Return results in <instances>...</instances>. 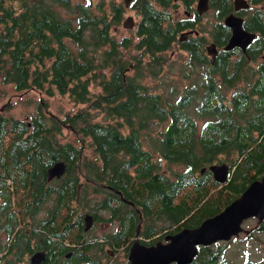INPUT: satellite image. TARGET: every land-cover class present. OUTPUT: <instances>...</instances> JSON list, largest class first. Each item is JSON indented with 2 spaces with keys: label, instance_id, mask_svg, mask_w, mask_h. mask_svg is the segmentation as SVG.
Listing matches in <instances>:
<instances>
[{
  "label": "trees",
  "instance_id": "1",
  "mask_svg": "<svg viewBox=\"0 0 264 264\" xmlns=\"http://www.w3.org/2000/svg\"><path fill=\"white\" fill-rule=\"evenodd\" d=\"M14 1L19 6H14ZM154 1H133L140 14L133 31L134 35L142 36L137 45L150 57L146 66L157 74V69L165 62L162 51L170 46L168 35L175 37L185 23H174V19L159 10ZM160 1L172 5V0ZM183 1L190 3L192 0ZM218 3L225 8L231 5L230 0H218ZM58 5L70 11L68 16ZM123 9V4L116 0L111 9L104 0H0V74L6 81L13 82L18 90L37 88L48 95L69 94L75 102L84 104L63 120H72L76 132L83 139L89 138L98 154L99 160L81 163L87 176L96 181L108 179L109 184L121 190L119 196L107 192L106 197L95 201L97 207L112 211L109 219L125 218L123 228L110 240L117 246L126 244L136 235V226L142 218L148 221L150 217H163L164 211L172 224L185 219L183 225L195 226L222 210L252 180L264 173V93L259 89L260 83L253 82L256 69L250 66L245 53L240 49L221 50L217 65L227 83L234 81L238 85L234 104L227 102L222 96V88L209 79L206 84L212 87L206 92L205 107L198 104V109L200 113L209 111L208 115L213 117L206 118L198 126L189 110L194 101L193 93L185 96L183 91H178L176 98H168L164 92L149 90L139 78L145 68L141 58L134 59L137 74H128L125 82V70L130 63L123 57V47H128L134 37L127 36L122 41L112 34L113 27L120 23ZM254 13L256 18H263L264 7ZM247 24L252 29H261V36L264 35V20L251 19ZM259 43L258 37L253 44ZM231 53H235V57H230ZM110 65V73L108 76L103 74L101 79V93L91 92L88 78H96L92 73ZM261 87L264 89L262 82ZM255 94L258 96L254 97ZM43 108L40 103L38 112L27 121L0 115V189L3 196V201L0 200V250H9L6 255L10 264H22L27 254L37 248L46 249L44 264H56L55 252L69 246L65 240L69 237L67 241L77 242L72 240L73 232L69 233L68 229L76 232L75 238L81 234L78 227L81 209L78 206L94 188L86 183L78 194L79 178L75 174L80 165L78 158L82 145L59 142L55 133L60 131V122L56 118L49 122ZM92 108L103 113V119L92 118ZM166 122L168 124L157 141L160 152L165 159L185 165L173 177L160 171L142 139L144 129ZM8 125L17 130L11 133L10 140L5 134L10 130ZM58 159L67 161L69 171L52 186L45 187L42 183L46 182V169ZM221 159L231 163L229 179L222 186L230 190L226 198L213 196V187L219 185L222 192L223 188L211 170L205 174L200 170ZM9 179L14 188L7 184ZM53 191L61 203L59 206L63 203L73 210L63 219L67 226L57 230L51 221L53 218L43 222L44 226L49 224L47 229L39 226L40 221L28 219ZM183 192L185 195L179 202H174ZM193 194L195 198L191 202ZM78 195L79 200H76ZM120 195L133 200L140 212L130 205L131 210L124 209L120 213L119 209L128 206ZM178 229L180 227L173 228L169 233ZM153 230L150 226L147 234L151 235ZM222 248V245L217 249L200 245L190 264L219 263ZM74 257L76 255L70 258L71 262H75Z\"/></svg>",
  "mask_w": 264,
  "mask_h": 264
},
{
  "label": "flooded vegetation",
  "instance_id": "2",
  "mask_svg": "<svg viewBox=\"0 0 264 264\" xmlns=\"http://www.w3.org/2000/svg\"><path fill=\"white\" fill-rule=\"evenodd\" d=\"M122 1H123V3L122 2L121 3L123 4L124 9H123V15H122L121 19H122L123 26L126 27L124 25V21L127 17L124 15L125 8L131 7V9H133L134 12L135 11L138 12L137 11L138 8H136V6L134 5V2H133L134 0H132L128 6L125 5L124 0H122ZM180 1H181L180 5H182L183 9H184V14L179 16V17L175 16L173 14V12L171 11V7L177 3L176 0H172V2L170 3V4H172L171 6L169 4L166 5L165 3H162L160 0H156V1H154V3H156V6L159 10L165 11L166 15L168 13L167 16L172 17L175 21L174 23H177V25H181L180 21H184V23H185V26L177 32L175 37H171L170 35H168L167 40L169 41L170 46L167 49L162 51V52H165L169 48H171L173 45H175V47H178V49H181L182 51L185 52V59H184V67L183 68H185L186 71L181 72V74L183 73L182 78L184 79V84L182 87L183 94L185 96H190V93H193L192 99L194 101L197 100L199 106H204L205 103H203V101L205 99L206 92L208 89H211V87H212V85H209L206 83L209 81V79H211L212 83H218V86H220L222 88L221 89L222 96H224L226 98V94L228 95V93H229V95H230V93H231V95L229 97L230 101H227V102H230V104H232V103L234 104L235 91H236L238 85H236V83L234 81H230V83H227V81L224 78L223 71L217 65V59L220 56V52H221V50L224 49V46L228 42L229 37H230L231 32H232L231 27L225 23V18L228 14L234 13L235 15L242 17L244 27L246 29H248L251 27L247 26V25H249V24H247V22H250L251 19H253V21L258 20V22L260 19L264 20V18H258V17L256 18L255 13H254L258 8H262V7H255L253 12H251V18L249 20L248 16L245 15L248 12L247 9H249L248 8L249 6H247V7L240 6L239 8L238 7L236 8L234 0H232V1L230 0V2H231L230 8L228 6L226 8L223 7V5H220L218 3V0H209L208 7H206V8L202 7V9H204V10H200L199 5H198L199 0H192L190 3L183 1V0H180ZM175 7H177V6H175ZM176 11L178 12V8L176 9ZM223 11H227V12L225 14L221 15V12H223ZM136 24H137V22L135 20V25ZM135 25L131 28H129V27H126V28L127 29H133L135 27ZM256 31L258 32L257 36L247 46L246 51H243V49L241 47H235L232 50L240 49L242 52L245 53V55L248 59V63H250V66L252 68L256 69L255 72L253 73L254 74L253 82L254 83L259 82L260 83L259 89L261 92L264 93V89H262V87H261V82L264 84V40L262 43L260 42L259 44H253L254 41L259 37L258 34L260 36L262 34L261 29H256ZM228 33H229V35L226 37V35ZM127 36H131V35H124L121 38V40L122 41L125 40ZM136 37H138V39H139L142 36L140 35V36H136ZM262 37L264 38V35ZM224 38H225L224 43L220 44L221 40H224ZM260 41H261V39H260ZM211 45H216V47H217V54H216L215 58H213L212 53H209L208 47ZM175 47H173L172 52H171L173 55L175 54V52L177 50ZM252 52H254V53H252ZM230 57H235V53L234 54L231 53ZM259 60H261V61L259 62ZM143 62L144 61L142 60V63ZM135 64H136V61L133 60L130 62V65L128 67H126L125 75H124L125 82H126V77L129 74L128 71H130L131 69H134ZM244 64H245V67L247 68V61ZM136 70H138V69L136 68ZM142 71L144 74L145 69L142 68ZM148 72L152 73L151 69L148 70ZM133 75H136V74H133ZM140 76H139V78H140ZM140 79L143 82V79L142 78H140ZM143 84H144V82H143ZM250 87H252V86L250 85ZM247 89H249V88H247ZM26 90H28V89H26ZM38 90H40L41 93L43 92V89H38ZM151 91H154V90H151ZM257 96H258L257 94L254 95V97H257ZM40 102L44 106V111H45V107L47 105H46V101L44 100L43 96L40 97ZM5 108L6 107H4L3 109L0 108V115H2V116L4 115L2 113V111H4ZM44 113L46 114V112H44ZM209 113H210L209 111L201 112V114H203V115H208ZM69 114L73 115L74 112H72V113L69 112ZM4 116H7V115L5 114ZM7 117H11V115H9ZM54 117L56 119H58L56 121H59L62 126L69 127L71 130L76 132V129L74 127L72 120H63V118L65 116L63 118H59L56 114L54 115ZM12 118L20 119L21 121H24L21 118H15V117H12ZM262 120H264V116L262 117ZM49 122H50V120H49ZM61 125H60V128H61ZM8 126L10 129V125H8ZM12 132H15V133L17 132L16 127H15V130L10 129L7 131V133H5L6 138L8 140H10ZM65 142H67V141H65ZM71 142H73V141H71ZM3 152H6V150H3ZM80 154L81 155L78 158V163H80V165H79L78 169L76 170L77 173L75 174V176H78V178H79L78 187L80 185V188H82V187L84 188L86 183H89V185H91V187H94L91 189V192H93V194L95 195L96 200H99V199L106 197L107 192H112V193L118 195V193L121 190L115 189V187H113L111 184H109L107 182L108 179L105 181H96V180L90 178L89 176H87V174L85 172L86 171L85 167L83 165H81V163H84L87 160H86L85 156L83 155L82 150H81ZM58 160H61V159H58ZM63 160H65V159H63ZM47 169H46V182L42 183V185H46L45 187L52 186L53 183H55L57 179H59L63 176H66L68 171H69L68 165H67L65 172L60 177H54L52 179H48ZM7 184H9L11 188H14L11 179L8 180ZM97 187H100L101 189H97ZM98 190H101V191H98ZM77 192H78V189H77ZM1 193L2 192L0 189V200L3 201V196H1ZM120 197L125 204H128L127 207L119 209L120 213L124 209L129 210L131 208V207H129L130 205L134 206L133 200L130 201L127 198H125L123 195H120ZM76 200H79V195L77 196ZM83 200H86L90 205L89 204L86 205L85 203L80 202L79 206H78L81 209L80 212L78 213L81 215L80 224L78 226L79 228H81V234L79 235L80 239H78L79 237L75 238L76 232H74V234L72 236V240L77 241V242L67 241V239L69 238L68 237L65 240V243L68 244L69 246L64 250H61V249L57 250V251H59V253H57V251L55 252V257H56L55 263L56 264H84V263H87V264H103V263H105V261H107V259H109V256L106 255L105 252H107L111 256L117 257V258L120 254L121 259H125L126 255H127V259H128L130 247H131L134 239L137 237V234L135 236H132L131 238H129V240H127L125 250L122 253L119 250L120 247H118L116 244L110 242V240L112 239L111 238L112 235L116 236L117 233L109 234V232H108L105 234L102 233V234L96 235V233L93 231V227L95 225V222L100 220V219H104L106 216L104 215L103 212H107L108 209H106L103 206L97 207L95 200L91 199L90 196L88 198L84 197ZM47 202H52V206L48 209L45 216L38 218L39 217L38 213L40 212V210L42 211L44 204ZM93 202H94V205L91 206V204ZM60 204L61 203H59L55 198V191H53L48 196V198H46L45 200H43L41 203L38 204L37 211H35V213L31 214L30 217L38 216L37 219H35V220L40 221L39 226L44 227V229H47L49 224L44 226L45 223H43V222L45 220H49L50 218H53V220H51V221L53 222L54 227L57 230L58 227H62L63 225H66L65 223H63V219H64L66 213L71 214L73 212L72 207L66 206V205L64 206L63 203H62V206H59ZM135 210H138V212H140V210L137 209V207H135ZM87 213L93 214L94 218H93L92 226L89 229L85 230L84 229V216ZM163 213H164L163 217L171 223L172 220H171L170 216L165 211ZM112 214L113 213L111 211L109 213V217ZM72 215L74 216V214H72ZM140 216H141V214H140ZM142 216H143V214H142ZM116 218H117V223H118L116 232H119L123 228V221H125V218L124 217L120 218L119 216H116ZM142 219H144V218H142ZM110 220H112V219H110ZM258 220H259V218H258ZM263 224H264V219L259 220V224L257 226H255L253 229L247 230L248 233H250V235H254L256 230H264V228L262 227ZM243 225H244V223H243ZM139 226H140V231H139L138 236H140L143 239L145 244L146 243L147 244H153L157 241V240H155L156 226L154 225V223L150 219H148L147 223L143 227H141V225L138 222V224L136 226V231H137V228ZM150 226H153L154 230H153V233L151 235H148L147 234L149 232L148 228ZM68 232L72 233L71 228L68 229ZM141 234H143L144 237H142ZM57 238L61 239L59 236H57ZM232 239H230V240H232ZM158 240H165V236L164 235L160 236ZM41 242H43V238H41ZM108 244H110L112 246V248L108 247L105 249V246H107ZM97 245H99L102 248H98ZM38 249H41V248H37L36 250H38ZM42 249H45V248H42ZM36 250H34V251H36ZM8 251H9L8 249L0 250V264H10V262L8 260V256L6 255L8 253ZM31 254H30V256H31ZM74 255H76V257H74L75 262H71L70 258ZM105 255L107 256L106 259H104ZM57 258H58V260H57ZM45 261L46 260H44L42 264H44ZM126 262L129 264V259L126 260ZM22 264H26V259L24 262H22ZM29 264H30V258H29ZM110 264H112V263H110Z\"/></svg>",
  "mask_w": 264,
  "mask_h": 264
},
{
  "label": "rangeland",
  "instance_id": "3",
  "mask_svg": "<svg viewBox=\"0 0 264 264\" xmlns=\"http://www.w3.org/2000/svg\"><path fill=\"white\" fill-rule=\"evenodd\" d=\"M74 1L76 0H72V2ZM116 1L123 3L122 0H116ZM247 1L250 4L248 7L249 9H247L248 12L245 15H247L248 19L250 20L251 12H253L254 8L264 7V2L254 3V2H251L250 0H247ZM104 2L106 3L107 8L111 9V4L115 2V0H104ZM176 2L177 3L171 7V11L173 12L175 16L179 17L184 14V9H183V6L180 5L181 4L180 0H176ZM14 6H19V3L17 1H14ZM58 8H60L61 11L65 13V16H68V14L70 13V11L66 7H64L65 9H63L58 5ZM177 8H178V12L176 11ZM71 14L73 15V13ZM124 15L125 16L133 15L135 17L136 22H138V20L140 19V14L136 11L134 12V10L131 9V7L125 8ZM135 28H136V25L133 29H127L126 27H124L122 24V19L120 23L116 25V27H113L112 34L116 36L117 40H120L124 35H132L134 37V39L132 40V42L130 43L128 47H123L124 49L123 57L126 58V60H128L129 63L131 62V60H134L136 58H141V60L144 61L142 65H145V68H144L145 72L144 74L140 76V78L143 79V82L144 84L148 86V89L158 91V92H164L168 98H176L178 96V91H182V87L184 84V79L182 78L183 73L181 74V72L186 71V69L183 68L185 52L182 51L181 49H178V47H175V45H173L167 51L163 52L165 56V62L161 65V69H157L158 73L157 74L149 73L148 70L150 69H148L146 64L149 61L150 57L147 53L143 54V51H144L143 48L138 47L137 42L139 39L138 37L134 35V31H133L135 30ZM247 30L251 32L255 31L256 33H258L256 29L248 28ZM259 39H261L260 41L261 43L264 40V38L260 35H259ZM72 44L74 45L73 42ZM173 47L177 49L174 55L171 53ZM260 61L261 60H259V62ZM111 68L112 67L110 65L104 69L103 68L97 69L95 73H92V74H95L96 78L94 77L88 78L89 79V89L91 92L96 93V94L101 93L102 91L101 79L103 77V74H106L108 76V73H110ZM137 71L138 70H136V65H135V68L131 69L128 72L129 74H137ZM230 95L229 93L228 95L226 94V101H230L229 99ZM42 96L44 100L46 101V105H47L45 107L44 112H46L48 119L50 121L55 118L54 117L55 114L59 118H63L64 116L66 117V115L69 112L70 113L75 112L78 107L84 105V104L75 102L74 99L69 94L67 95V94L56 93L54 95H48L44 91L41 93L40 90H38L37 88H30L28 90L26 89L18 90L15 88L13 82L6 81L4 79V76L0 74V108L3 109L2 107H6L5 110L2 111L4 115L5 114L7 116L11 115V117L21 118L23 120H29V118L31 117L33 113L38 112V107H39V104L41 103L40 97ZM91 110H92V118L103 119V113L93 108ZM189 110L195 116L198 126H201L204 120H206V118L213 117L212 115H203L200 113L198 109L197 100H195L193 104L189 106ZM111 121H114V120H111ZM167 124H168L167 122L164 124H158V123L152 124L151 127H149L148 129H144L142 131V139H143L144 147L149 149L152 152L153 159L158 164L160 171L167 174L170 177H173L174 173L177 171H182L185 165L176 164L171 160L165 159L160 152V149L157 145V141L161 138L162 132L164 131ZM82 137L77 132L71 130L69 127L62 126V125L60 128V131H56L55 133V138L59 142L73 141L77 144L82 145V152L86 160H89V159L99 160L97 152L95 151L94 147L90 144V141H89L90 139L89 138L83 139ZM216 162L218 163L227 162L229 165H231L230 161L224 160V159L217 160L213 163H216ZM207 166H209V164H207L206 167ZM203 167L205 166H202L200 168L201 171ZM207 171H210L208 167L203 171L204 173L202 174H205ZM198 173L200 172L198 171ZM207 183L209 185L210 181H208ZM220 184H221V188H223V192L220 190L219 185L213 187L214 185L211 184V187H213L211 190L212 194L214 197L220 196L222 198H226L230 190L226 189L225 187H222L225 183H220ZM184 195H185V192L181 193V195L177 199H174V202H179V200ZM191 196L192 197L190 198V201L192 202L195 196L194 194ZM90 197L91 199H94L96 201L95 195L93 194V192H91ZM83 203H85L86 205L89 204L86 200H83ZM93 205H94V202L91 204V206ZM51 206H52V202L45 203L42 208V211L40 210V212L38 213L39 217L38 216H35V217L28 216V219L30 220L37 219V217L41 218L45 216L48 209ZM222 206H225V204ZM103 213L106 217L104 219H100L95 222L93 231L96 233V235H99L102 233L105 234L108 232L117 233L116 232V229L118 226L117 218L110 220L109 210ZM149 219L154 223V225L158 229V232L155 235V240H158L160 236H163L164 232L168 233L171 230H173V228L180 227V229H178L179 231L183 227H185V225H183V222L185 221V219L181 220L178 223H174V224H172V222L170 223L164 217H160V216L150 217ZM146 223L147 221L145 219H142L141 221H139V224L141 225V227L145 226ZM243 223H244L243 225L244 230L238 236H235L232 240H219L216 243L208 245L210 248H213V249H217L218 245H222L223 247L222 248L223 256L220 259V262L213 263V264H264V230H256L254 235H250V233H248L247 231L249 229H253L255 226L259 224L258 217L249 216L244 219ZM137 231H136V234H137ZM72 232L74 234L75 231H72ZM141 236L144 237L143 234H141ZM2 238L4 239V242H6V236L3 235ZM125 246L126 244H123L122 246H118L120 247L119 250L122 253L125 250ZM97 247L102 248L99 245H97ZM108 247L112 248V246L108 244L107 246H105V249ZM105 254L109 256V259H107V261H105V263L103 264H110V263L128 264L126 262V260H128L127 255L125 259H121L120 254L118 258L111 256L107 252H105ZM106 255L104 259L107 258ZM29 258H30V254H27L26 264H29ZM84 264H87V263H84Z\"/></svg>",
  "mask_w": 264,
  "mask_h": 264
},
{
  "label": "water",
  "instance_id": "4",
  "mask_svg": "<svg viewBox=\"0 0 264 264\" xmlns=\"http://www.w3.org/2000/svg\"><path fill=\"white\" fill-rule=\"evenodd\" d=\"M132 0H124L129 5ZM236 8L249 6L247 0H234ZM200 10L209 5V0H199ZM225 23L232 29L228 42L224 49L232 50L241 47L243 51L257 36L256 32L245 29L242 17L234 13L228 14ZM126 27L135 25V17L129 15L124 21ZM213 58L216 57L217 47H208ZM4 108V107H2ZM213 172L214 178L220 182L228 181L231 165L227 162L211 163L207 166ZM202 168V172L207 168ZM67 168V162L63 159L57 160L48 167V179L60 177ZM80 185L78 187V194ZM249 216H257L259 220L264 219V173L260 178L252 180L246 189L237 197L232 199L222 210L204 218L195 226H185L181 230L168 233L165 240H157L153 244H145L137 236L129 250V264H190L199 252V246H207L219 240H230L238 236L243 230V221ZM94 215L87 213L84 216V229H89L93 224ZM137 234L140 226L137 228ZM46 260V250L38 249L30 256V264H42Z\"/></svg>",
  "mask_w": 264,
  "mask_h": 264
},
{
  "label": "bare ground",
  "instance_id": "5",
  "mask_svg": "<svg viewBox=\"0 0 264 264\" xmlns=\"http://www.w3.org/2000/svg\"><path fill=\"white\" fill-rule=\"evenodd\" d=\"M234 237H235V236H234ZM232 238H233V237H232ZM232 238H231V239H232Z\"/></svg>",
  "mask_w": 264,
  "mask_h": 264
}]
</instances>
